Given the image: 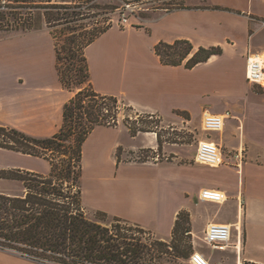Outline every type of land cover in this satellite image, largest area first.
Returning a JSON list of instances; mask_svg holds the SVG:
<instances>
[{"label": "crops", "instance_id": "1", "mask_svg": "<svg viewBox=\"0 0 264 264\" xmlns=\"http://www.w3.org/2000/svg\"><path fill=\"white\" fill-rule=\"evenodd\" d=\"M179 1L182 3L173 4V7L167 11L154 10L145 13L143 21L132 17L136 21L135 26H131V23L130 27L112 26L87 46L85 55L91 82L97 92L125 99L141 115L155 113L166 119L176 116L175 111H186L191 118H194L200 111L202 114L205 110L214 114L229 112L207 109L205 92L202 87L204 86L203 81L191 78V75L200 67L217 62L229 51L240 53L243 63L245 62L246 71L247 52L248 50L253 52L252 48L248 47L250 31L255 34L261 30L260 22H258L260 20L257 21L252 16L264 19V0ZM213 6L233 9L240 11L241 14L213 9L211 8ZM238 26L241 30H245L248 43L244 45L236 40L238 39L236 37ZM177 39L190 40L196 49L201 46L220 45L223 48V54L213 56L207 62L192 69H186L182 65H163L155 53V45L161 41L171 43ZM245 81L247 82L246 77ZM73 95L74 93L65 89L60 81L56 69L54 40L50 31L42 28L35 32L0 40L1 124L36 137L52 136L61 127L64 105ZM230 99H235L233 94H227L219 100L222 103H230ZM229 113L230 117L226 118V122L230 119H237L231 112ZM238 120L242 122L243 134L244 127L247 133V124L245 126L240 118ZM249 120L251 117L247 119V122ZM122 128L121 125L117 127L97 126L84 143L82 202L87 214L104 212L108 216L128 220L148 230L149 234L157 235L160 239H169L179 211H189L192 219V211L204 206L206 227L209 223L238 224L240 227L241 236L235 227L232 229V242L238 246V253L235 248L231 249L239 261L237 264L244 261L264 264L249 252L250 238L247 229L246 243L242 250V221L244 220L246 224L247 220L254 219L251 201L247 199L245 211L241 206V195H236L238 199L237 218L239 217L237 220L235 218L221 219L219 215L215 221L213 215L206 212L205 209L211 210L214 206L211 204L216 203L201 201L199 198L201 189L219 188L224 190L230 198L228 194L231 193L230 189L223 185L224 183H220L221 181H218L220 185H216L217 187L200 185L194 191L187 189L181 191L184 200L174 203L171 195H168L160 185L161 176L156 182V187L148 189L142 188L139 181L145 182L143 179L134 182L132 179L120 178L118 171L122 170L125 163H132L125 162L122 158V153L126 152L123 143L118 139L119 130ZM229 128L233 129L225 123L224 129L218 133L223 135ZM236 129L240 130L242 127L237 123ZM126 130L130 132L129 128ZM144 135L147 142L145 140L141 148L148 147L156 150L158 147L157 133L138 132L133 137L140 138ZM246 136L251 148L255 144L248 141V133ZM211 141L221 146V140L212 139ZM118 150L121 151L120 162L117 158ZM6 151L11 156H19L22 159L45 160L20 152ZM255 153L256 151L254 155ZM45 161L46 171L39 173L47 174L50 171V163ZM132 164L156 168L165 165L147 161ZM9 167L38 172L33 170V167L19 163H14ZM237 173L243 174V167L242 171ZM84 178L89 179L87 188L84 187ZM225 203L218 205L222 207ZM218 213L220 214L219 210ZM14 264L42 263L25 258Z\"/></svg>", "mask_w": 264, "mask_h": 264}, {"label": "trees", "instance_id": "2", "mask_svg": "<svg viewBox=\"0 0 264 264\" xmlns=\"http://www.w3.org/2000/svg\"><path fill=\"white\" fill-rule=\"evenodd\" d=\"M81 6V0H0V32L4 33L31 31L35 10L46 11L47 25L59 32L57 35L52 31L51 35L60 81L74 92L64 105L62 125L52 136L36 137L0 123V148L50 163L47 174L0 168V180L16 181L22 186L19 193L0 192V248L16 250L22 257L42 264H181L193 253L189 211H179L168 242L144 239L138 233H146L145 229L119 217L109 220L104 212H97L98 219H91L83 206L84 143L97 126L117 127L121 110L132 107L117 96L94 89L85 50L110 26L75 35L82 28V24L72 25L83 18L76 11ZM211 8L241 14L225 7ZM154 50L163 65H182L186 69L223 54L219 45L196 49L188 39L161 41ZM175 113L190 119L186 111ZM130 130L133 136L148 131L136 127ZM157 139L160 151L159 133ZM117 158L120 162V150Z\"/></svg>", "mask_w": 264, "mask_h": 264}, {"label": "rangeland", "instance_id": "3", "mask_svg": "<svg viewBox=\"0 0 264 264\" xmlns=\"http://www.w3.org/2000/svg\"><path fill=\"white\" fill-rule=\"evenodd\" d=\"M124 1L128 0H81L83 6L77 8L76 11L80 12V17L83 18H81V21L75 22L72 25L82 24V28L74 32L75 35H80L82 32L92 33L108 25L110 27H123L119 22L120 15L117 9ZM178 3L182 2L179 0H164L161 4L157 5L171 9L173 4ZM129 18V22L132 24L131 26H135V19L132 17ZM32 20V30L26 33L45 28L51 34L54 30H51L46 23L45 10H35ZM258 22H260L261 30L255 34L250 31L249 43L246 41L245 30H241L239 26V30L236 31V37L238 38L236 40L242 45L248 43V47H251L253 52L264 54V21ZM128 27L130 26L128 25ZM57 31L55 30L53 32ZM21 34L24 33L16 32L10 34L0 32V40ZM57 35H59V32H57ZM68 35H72V33L69 34L68 32ZM191 78H197L203 81L204 86L202 87L205 92V107L207 109L222 110L223 112L229 111L237 117L236 120L230 119L226 122L233 129L231 130L229 128L225 130L223 135L218 132L208 133L204 131L201 125V111L194 118L190 117V119H187L182 113L170 119L162 118L155 113L141 115L125 99L120 98L123 104L125 103L132 107V110L127 108L122 109L118 116V126H123L119 130L118 139L126 148L125 154L122 153L124 161L132 163L147 161L150 163H163L165 165H162L161 168H156L125 163L122 170L118 171V175L122 179H132L134 182L143 179L145 182H139L142 188L146 189L155 188L156 182L159 176H161L162 181H160V185L168 195H171L174 203L184 200L181 191L186 189L194 191L200 185L217 187L216 185L219 186L220 183H224L223 185L228 187L231 192L228 193L230 197L228 201L222 207L218 204H211L214 205L212 206L213 208L211 210H208V208L205 210L208 214L213 215L214 220L218 219L219 215L221 219L235 218L237 220L239 217L237 218L238 199L236 195H241V206L245 211L247 201H251L254 219L247 220L246 224L244 220L242 221V250L246 243L247 229L250 238L249 252L256 259L264 263V88L259 85H250L245 81V62L243 63L240 53H231V51L217 62L202 66L193 71ZM232 91L234 92L232 93ZM243 92H245L244 95ZM227 94H233L235 99H230V103H222L219 99ZM250 117L251 120L247 122V119ZM239 118L245 126L247 124L248 141L255 144L251 148L246 140V127H244L245 131L243 134V126L241 125L242 122H239ZM237 123L242 129H236ZM126 127L129 128L130 132L126 130ZM131 127L148 130L147 132L159 133L162 141L161 150L159 151L158 147L156 150H151L148 147L141 148V144L146 140L144 138L146 136L134 138L130 130ZM201 139L221 140V146H219L226 157V163L224 165L212 168L195 163V153L198 142ZM255 151L256 153L254 155ZM143 155L145 158L142 157ZM152 157H156L157 160H152ZM14 163L33 167V170L38 172L46 171L45 160L22 159L19 156H11L8 151L0 149V168H11L9 166ZM241 166L243 167V174L239 175L237 172L242 171ZM250 166L257 169L248 168ZM218 181L221 182L218 183ZM83 183L84 187L87 188L89 179L84 178ZM21 189L22 186L19 182L0 180V192L15 194L19 193ZM203 207L201 206L198 210L196 208L192 211L193 222L191 219V223H193V227L190 242L193 252L198 251L204 253L208 257L210 264H237L239 261L233 249L221 252L212 249L206 244L203 236L207 219ZM88 216L96 220L99 214L97 212L88 213ZM111 218L112 216H108L109 220ZM145 231L146 233L143 234L138 233V236L149 239V241L160 239L151 232L149 234L148 230ZM161 240L169 242L171 237ZM21 259H25V257L0 248V264H14L20 262ZM154 263L157 264L158 261H154ZM167 264L172 263L169 262ZM181 264H190L189 259L182 261Z\"/></svg>", "mask_w": 264, "mask_h": 264}, {"label": "built area", "instance_id": "4", "mask_svg": "<svg viewBox=\"0 0 264 264\" xmlns=\"http://www.w3.org/2000/svg\"><path fill=\"white\" fill-rule=\"evenodd\" d=\"M164 0H128L124 1L117 9L120 15L119 22L125 27L130 24L129 17H135L143 21V14L154 10H169L166 7H160ZM158 6V7H157ZM245 77L248 83L259 85L264 88V54H259L248 50L246 57ZM230 113L214 114L207 110L202 113V129L208 133L220 132L224 129L226 118ZM239 156V155H237ZM142 157L145 158L143 155ZM152 160H157L152 157ZM195 161L198 164L212 168L220 167L226 163L224 153L221 147L211 140H200L195 153ZM201 201H209L216 204H223L228 200L227 193L219 188H203L200 191ZM235 227L241 236V229L236 225L223 223H209L204 231V240L212 249L226 251L235 248L238 253V246L232 242V229ZM190 264H210L208 257L202 252H193L189 258Z\"/></svg>", "mask_w": 264, "mask_h": 264}, {"label": "water", "instance_id": "5", "mask_svg": "<svg viewBox=\"0 0 264 264\" xmlns=\"http://www.w3.org/2000/svg\"><path fill=\"white\" fill-rule=\"evenodd\" d=\"M4 250H9V251H12L13 253H16V254H19V255H21V253H20V252H18V251H16V250H12V249H4Z\"/></svg>", "mask_w": 264, "mask_h": 264}]
</instances>
